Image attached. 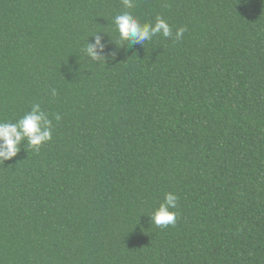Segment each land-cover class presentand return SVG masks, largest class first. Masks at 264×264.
Wrapping results in <instances>:
<instances>
[{
  "label": "trees",
  "instance_id": "trees-1",
  "mask_svg": "<svg viewBox=\"0 0 264 264\" xmlns=\"http://www.w3.org/2000/svg\"><path fill=\"white\" fill-rule=\"evenodd\" d=\"M125 10L172 36L121 43ZM36 103L52 139L0 161V264H264V0H0V122Z\"/></svg>",
  "mask_w": 264,
  "mask_h": 264
},
{
  "label": "clouds",
  "instance_id": "clouds-1",
  "mask_svg": "<svg viewBox=\"0 0 264 264\" xmlns=\"http://www.w3.org/2000/svg\"><path fill=\"white\" fill-rule=\"evenodd\" d=\"M124 9H132L135 6V0H121ZM113 23L119 33L121 43L127 41L131 43H139L144 45L145 41H149L153 36L162 34L164 37L172 36V28L168 22L156 17L155 23H144L131 13V11H123L113 18ZM185 27L176 30L175 39H180ZM93 42H88L84 52L92 60L103 59L104 44L101 42V36L97 33L94 35ZM99 49V50H98ZM52 96H56V89H51ZM61 116L55 115V120L59 121ZM52 120L45 113L40 104L32 105L31 111L26 112L23 117L15 123L0 122V161H6L15 157L20 151L21 142L26 141L29 147L39 150L40 145L52 139ZM179 197L174 193H165L164 200L150 215L151 222L158 227H166L175 225L176 212L172 209L177 207Z\"/></svg>",
  "mask_w": 264,
  "mask_h": 264
}]
</instances>
